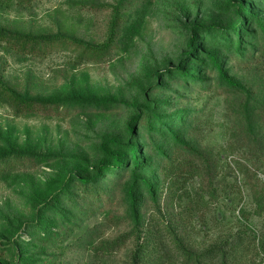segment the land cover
<instances>
[{
    "label": "rangeland",
    "instance_id": "1",
    "mask_svg": "<svg viewBox=\"0 0 264 264\" xmlns=\"http://www.w3.org/2000/svg\"><path fill=\"white\" fill-rule=\"evenodd\" d=\"M117 9L105 52L73 42L108 44ZM0 27L66 37L0 44L3 79L48 104L0 106V155L36 156L0 168V264H158L161 242L237 237L230 264H264V0H0Z\"/></svg>",
    "mask_w": 264,
    "mask_h": 264
},
{
    "label": "trees",
    "instance_id": "2",
    "mask_svg": "<svg viewBox=\"0 0 264 264\" xmlns=\"http://www.w3.org/2000/svg\"><path fill=\"white\" fill-rule=\"evenodd\" d=\"M124 1L125 0H122V2ZM119 17V9H117V13L112 24V34L110 37V42H108V44H105V46L100 48L93 47L77 39H73V42L85 48V50L95 54H101L105 52L110 43L113 42L114 28L118 24ZM63 40H66V37L63 35L28 36L20 33H15L6 28L0 27V44H5V49L9 48L11 50L12 48L20 47L22 51H28L29 53L34 54V52H41L45 47L57 44ZM235 86L239 91L247 92L244 88L239 87L238 85ZM42 105L48 104L27 99L18 91L11 88L3 79L0 69V106L7 107L14 113H16V115L20 116L33 113L35 112L37 106ZM32 158H36V156H25V154L17 152L0 155V168L2 170L7 169L9 165L14 162V160L22 161L24 159L29 160ZM240 239V237H237L232 240L229 244L228 251H225L224 248H222L215 251L211 250L208 253H196L194 251H191L179 239H174L170 242V244H163V242H161L159 247H155L156 250H162V254L160 253V260L158 264H230V261L232 259L231 254L233 252L239 251L240 247L242 246V242L240 241ZM142 250L143 248H140L137 251L133 264H145L146 251ZM176 255L178 257H176Z\"/></svg>",
    "mask_w": 264,
    "mask_h": 264
}]
</instances>
